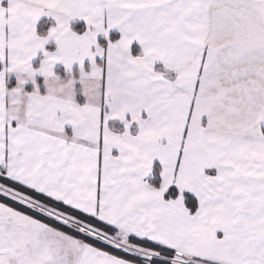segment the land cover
Returning <instances> with one entry per match:
<instances>
[{"label":"snow or ice","instance_id":"6c2138e0","mask_svg":"<svg viewBox=\"0 0 264 264\" xmlns=\"http://www.w3.org/2000/svg\"><path fill=\"white\" fill-rule=\"evenodd\" d=\"M0 264H264V0H0Z\"/></svg>","mask_w":264,"mask_h":264}]
</instances>
